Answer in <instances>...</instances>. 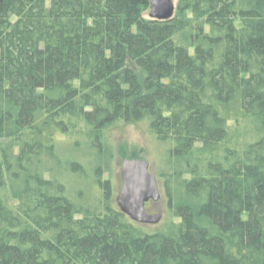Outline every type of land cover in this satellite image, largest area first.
<instances>
[{
	"label": "trees",
	"instance_id": "1",
	"mask_svg": "<svg viewBox=\"0 0 264 264\" xmlns=\"http://www.w3.org/2000/svg\"><path fill=\"white\" fill-rule=\"evenodd\" d=\"M148 10L0 0V264H264V0ZM130 121L166 146L162 231L59 149Z\"/></svg>",
	"mask_w": 264,
	"mask_h": 264
},
{
	"label": "rangeland",
	"instance_id": "2",
	"mask_svg": "<svg viewBox=\"0 0 264 264\" xmlns=\"http://www.w3.org/2000/svg\"><path fill=\"white\" fill-rule=\"evenodd\" d=\"M177 10L178 0H174ZM175 10V12H176ZM149 16V10L145 12ZM103 147L100 151L88 148L86 144L73 147L68 141H62L60 151L72 158L79 159L86 164L102 165V180L110 181L114 192L113 199L116 202L117 195L122 187L121 164L124 157L144 158L150 163V170L156 175L161 191L158 201H150L147 211L160 212L162 218L158 223H140L146 231L158 232L166 229L175 219L168 209L166 196L164 195L159 172L164 168L166 161V146L159 143L149 132L145 123L137 122H113L102 130ZM117 203V202H116ZM166 264V263H164Z\"/></svg>",
	"mask_w": 264,
	"mask_h": 264
},
{
	"label": "water",
	"instance_id": "3",
	"mask_svg": "<svg viewBox=\"0 0 264 264\" xmlns=\"http://www.w3.org/2000/svg\"><path fill=\"white\" fill-rule=\"evenodd\" d=\"M174 0H150L149 17L167 20L174 16ZM122 187L116 202L119 208L138 223H158L162 213H150L146 205L161 198L160 186L155 174L150 171V163L144 158L122 159Z\"/></svg>",
	"mask_w": 264,
	"mask_h": 264
},
{
	"label": "flooded vegetation",
	"instance_id": "4",
	"mask_svg": "<svg viewBox=\"0 0 264 264\" xmlns=\"http://www.w3.org/2000/svg\"><path fill=\"white\" fill-rule=\"evenodd\" d=\"M149 203H150V201L147 203L146 207L148 206Z\"/></svg>",
	"mask_w": 264,
	"mask_h": 264
}]
</instances>
